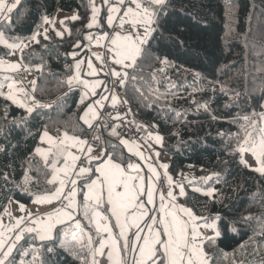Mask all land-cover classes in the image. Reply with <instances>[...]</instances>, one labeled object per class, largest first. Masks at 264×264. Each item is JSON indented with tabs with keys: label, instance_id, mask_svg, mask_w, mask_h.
Masks as SVG:
<instances>
[{
	"label": "snow or ice",
	"instance_id": "obj_1",
	"mask_svg": "<svg viewBox=\"0 0 264 264\" xmlns=\"http://www.w3.org/2000/svg\"><path fill=\"white\" fill-rule=\"evenodd\" d=\"M22 3L0 0V49L16 58H0V71H43V59L40 64L32 62L37 49L47 50L54 39L63 40L65 33L71 37L74 30L72 51L65 53L73 62L65 65L60 83L69 89L64 97L79 94L77 124L69 128L66 121L53 119L50 112L62 109L64 97L52 103L37 100V80L29 81L30 88L12 76L0 80V156L6 157L0 163V264H264V257L257 260L264 250V212L257 216L213 211L217 202L222 203L218 185L226 182L220 174L189 180L180 173L182 179L175 180L170 164L157 162L160 152L155 148L163 146V136L149 129L158 126L128 119L135 100L145 107L167 105L180 121L183 113L172 107L169 97L183 85L171 79L169 70L190 48L199 49L188 102L213 120L217 117L210 105L217 92L229 101L228 109L242 103L252 107L226 121L239 126L235 133L217 135L224 141L223 153L264 179V48L253 51L257 60L245 58L246 65L255 66L259 87L257 77L252 78L253 87H247L249 73L242 69L246 87L241 100V92L220 79L228 66L218 67L212 60L216 40L204 3L87 0L81 5L83 15L79 10L64 19L44 14L29 34L21 35L16 23L25 18L19 11ZM223 7L226 21L237 19L239 6L234 0H225ZM255 9L253 0V13ZM251 19L250 15L249 26ZM67 20L81 26L69 28ZM226 29L231 35L230 24ZM93 46L106 49L108 55L90 58ZM118 108L125 110L115 111ZM105 116L113 123H106ZM93 129L107 131V136L92 135ZM19 133L34 143L17 174L11 157L17 147L12 140ZM113 141L127 155L118 153ZM188 186L211 202L207 215L189 204ZM17 193L32 207L17 199ZM249 199L264 208V185ZM225 240L230 243L223 244Z\"/></svg>",
	"mask_w": 264,
	"mask_h": 264
},
{
	"label": "trees",
	"instance_id": "obj_2",
	"mask_svg": "<svg viewBox=\"0 0 264 264\" xmlns=\"http://www.w3.org/2000/svg\"><path fill=\"white\" fill-rule=\"evenodd\" d=\"M194 2L204 3L205 10L209 11L213 19V35L216 43L212 50L211 56L214 63L219 66H228L224 74L220 77L221 80L228 83L232 90L241 92V100H244L243 95L246 80L245 73L242 69L247 68L249 73L247 87H253L252 78L257 77L255 66L253 64H245L247 56L248 61H255L258 58L253 54V51H259L264 48V15H261V0H255V13L252 12L253 0H234V3L239 6L236 13L237 19L233 21L225 20V9L223 7L225 0H194ZM87 0H23L20 7V12L25 13V18L22 22L16 23L17 34L27 35L30 30L35 28V23L38 22L41 15L54 14L58 10L69 12H77L84 14L82 4H86ZM251 15V25L249 26L248 17ZM14 23L16 18L14 17ZM69 28H79V22L67 20L65 22ZM226 24H230L232 34L227 35ZM250 27V31H248ZM247 34L248 46L245 47V33ZM54 35V33H53ZM76 33L73 30L71 37L65 33L64 39H54L48 44L47 50L43 47L37 49L38 55L33 59V64H40L43 59V71H39L35 80H37L35 96L38 100L44 103H52L64 97V93L69 92L66 86H61V80L64 78L63 69L66 64L72 63L71 56H65V53L72 51V44L75 42ZM86 43V42H85ZM199 49L190 48L188 52L181 55L176 61V67L169 70V75L174 82H178L183 87L175 90L176 95L169 97L172 102V107L183 113V117L177 122L175 114L168 111V106L158 104L153 107H145L133 100L131 103V112L133 121L136 124L157 125L158 129H149L153 132L159 131L163 136V146L159 149L167 154L168 164H170V175L174 179L180 181L182 179L180 173L187 175L191 180L193 177L199 178L211 173H219L222 182L218 185L219 196L222 200L217 202L213 211L222 209L224 213L236 212L238 215H247L249 212L259 216L264 212V208L259 207L258 202H252L249 197L256 192L261 185H264V179L259 174L250 172L248 168L241 165L231 156L226 155L221 151L224 141L217 135L219 132L235 133L238 125L227 123L237 115L242 109L248 108L252 111V107L248 104H240L237 107L228 109L225 104L229 101L219 92H217L216 102L210 105L213 114L217 117L213 120L211 115L203 111H197L196 108L188 102V97L193 93V76L197 69L195 65L199 62V57L195 52ZM0 55H4V51L0 49ZM148 71V69H145ZM257 77V88L259 87ZM187 88L185 91L184 88ZM204 87V85H199ZM164 86L161 85V91ZM211 95V92H208ZM201 94L197 92L196 99H200ZM79 94L68 95L63 99L61 108H53L50 115L54 120L67 122V126L71 128L76 121V101ZM123 98V92H121ZM257 100V97H253ZM3 101L0 100V106ZM161 108L164 110L161 111ZM255 111L260 112L262 109L255 107ZM177 132L178 135H172ZM145 135L146 133H141ZM24 133L14 134L13 144H17L12 154V159L16 162V173H21V163L26 154V150L33 146L31 139L24 140ZM99 135L107 136V131H100ZM117 145V152L123 151L127 155L126 149L118 144V141H113ZM6 157L0 156V163L5 162ZM227 161V163H225ZM192 167H189V166ZM203 169V171H201ZM185 183H187L185 181ZM215 183V181H213ZM192 186L187 187L188 201L190 205H194L196 210L204 215H207V209L210 201L200 194L192 192ZM17 199L26 204L30 203L26 196L17 193ZM246 210V211H245ZM247 239V237H245ZM260 241V237H256ZM223 244L230 241H223ZM264 257V250L257 256V260Z\"/></svg>",
	"mask_w": 264,
	"mask_h": 264
},
{
	"label": "rangeland",
	"instance_id": "obj_3",
	"mask_svg": "<svg viewBox=\"0 0 264 264\" xmlns=\"http://www.w3.org/2000/svg\"><path fill=\"white\" fill-rule=\"evenodd\" d=\"M74 13L75 12L58 10L56 13L49 14V15H58L60 19H64L65 17H71ZM96 54H99L101 56H107L108 52L106 49H103L100 47H95V46L91 47L89 52H88L89 57L93 58ZM81 55H83V52L81 53ZM0 58H3V59L8 60V61H14L16 59L15 57L5 56V55H0ZM38 72H39V70H36L35 68H33V70L31 72H25L22 69L18 72H14V73L13 72L0 71V80H2L5 75L12 76L15 80L22 81L23 87L30 88L29 81L35 79V76H36V74H38ZM109 87H111V85H109ZM155 151L160 152V156H159L158 161H157L158 163H160V162L168 163L167 154L164 152H161L159 149V146H157L155 148ZM145 154L147 155L148 153L146 152ZM153 159H155V157H153ZM247 159L251 160L252 158H251V156H248Z\"/></svg>",
	"mask_w": 264,
	"mask_h": 264
},
{
	"label": "built area",
	"instance_id": "obj_4",
	"mask_svg": "<svg viewBox=\"0 0 264 264\" xmlns=\"http://www.w3.org/2000/svg\"><path fill=\"white\" fill-rule=\"evenodd\" d=\"M126 107V106H125ZM125 109L124 108H118V109H116L115 111H118V112H123ZM128 119L129 120H131V121H133V115H130L129 117H128ZM104 121L106 122V123H108V124H112L113 123V120L112 119H110L108 116H105L104 117ZM100 131L99 130H97V129H93L92 130V135H97L98 133H99ZM133 132H134V127H133ZM129 135H133V133H128ZM142 135V134H141Z\"/></svg>",
	"mask_w": 264,
	"mask_h": 264
},
{
	"label": "crops",
	"instance_id": "obj_5",
	"mask_svg": "<svg viewBox=\"0 0 264 264\" xmlns=\"http://www.w3.org/2000/svg\"><path fill=\"white\" fill-rule=\"evenodd\" d=\"M93 58H94V57H93ZM36 76H37V74H36ZM36 76H35V78H36ZM28 206H29V207H32L31 203H28ZM11 210H12L13 213L16 212V208H15V207H11ZM40 210L43 211L44 209L41 208Z\"/></svg>",
	"mask_w": 264,
	"mask_h": 264
}]
</instances>
